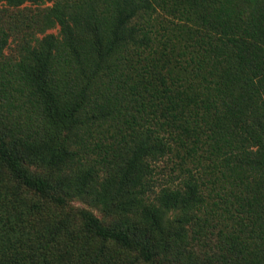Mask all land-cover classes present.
<instances>
[{
  "label": "trees",
  "instance_id": "1",
  "mask_svg": "<svg viewBox=\"0 0 264 264\" xmlns=\"http://www.w3.org/2000/svg\"><path fill=\"white\" fill-rule=\"evenodd\" d=\"M0 4V264H264V0ZM156 11L183 78L150 63Z\"/></svg>",
  "mask_w": 264,
  "mask_h": 264
},
{
  "label": "rangeland",
  "instance_id": "2",
  "mask_svg": "<svg viewBox=\"0 0 264 264\" xmlns=\"http://www.w3.org/2000/svg\"><path fill=\"white\" fill-rule=\"evenodd\" d=\"M44 6L46 5H40V7ZM36 8L37 6L30 4H25L21 7L22 10H34ZM135 22L143 32L149 31L148 36L152 35L153 41L151 43V47L153 54L150 58V63L155 65L157 68L162 69L163 72L172 70L175 71V75L181 73L180 77L183 78L185 71L183 69L185 56L182 53L184 48L181 44H179V40L177 38V29L180 27L179 20L175 21L172 16L166 15L161 11H156L151 15H141L135 20ZM47 33L57 35L58 28L56 27L50 29ZM20 37L21 33L18 28L12 27L9 45L5 50L7 57L13 58L16 56ZM176 161V158L172 159L171 162L164 159L155 164L154 191L158 192L164 189L175 188L179 185L181 180L180 176L177 177L179 171L177 168L175 170L172 169V165ZM187 166L192 167L191 164H187ZM72 204L77 207L80 206L88 209L105 224L111 222V219L105 217V215L98 208L88 206L79 201H74ZM198 215L202 216L203 211Z\"/></svg>",
  "mask_w": 264,
  "mask_h": 264
}]
</instances>
